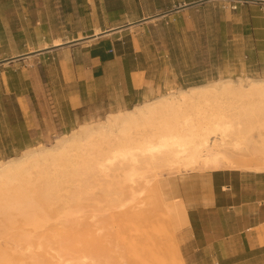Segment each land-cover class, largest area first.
Segmentation results:
<instances>
[{"label": "bare ground", "instance_id": "6f19581e", "mask_svg": "<svg viewBox=\"0 0 264 264\" xmlns=\"http://www.w3.org/2000/svg\"><path fill=\"white\" fill-rule=\"evenodd\" d=\"M101 33L96 27L93 36ZM220 168L264 174V77H223L177 88L108 113L101 122L79 124L50 147L39 144L0 161V264H107L109 248L91 235L94 228L79 222L85 207H127L136 211L130 218L146 225L145 190L159 197L148 174ZM156 201L163 220L169 214L176 224L185 217L183 203ZM153 227H137L152 244H136L133 258L140 248L149 264H173V253ZM177 262L183 264L181 257Z\"/></svg>", "mask_w": 264, "mask_h": 264}, {"label": "rangeland", "instance_id": "374dc122", "mask_svg": "<svg viewBox=\"0 0 264 264\" xmlns=\"http://www.w3.org/2000/svg\"><path fill=\"white\" fill-rule=\"evenodd\" d=\"M120 1L44 0L43 10L38 16L42 21H39L36 32L27 35L24 41L0 43V60L27 54L25 58L0 65V161L18 156L22 151L17 149L16 144L26 142L23 124L30 139L26 148L39 144L50 147L62 134L79 124L101 122L108 113L151 101L177 88L223 77H264V60L254 62L248 55L249 46L231 36L226 13L236 8L231 9L233 4L223 0L204 1L148 22L134 24L122 32L119 39L114 41L113 55L117 59L125 58L128 70L140 71L133 77L135 88L127 92L118 83L116 73L105 85L102 83L103 88L88 79L83 72L69 76L62 68L64 53L53 51L31 56L34 50L41 45L48 46L54 39H60L65 44L72 38L90 34L94 26L105 29L127 21L153 17L198 0H124L123 7ZM10 2L0 0V6H9ZM104 3L111 12L105 10ZM86 49L85 44L75 48L78 55L75 60L87 65L89 62L83 55ZM220 170L245 173L223 168ZM208 172L196 170L174 173L164 169L148 174L147 179L150 188L157 184L163 202L174 204L179 203V200H173L167 193L168 183H175L179 179L186 184L196 181L199 186L203 182L201 178ZM245 174L256 177L259 189L262 188L264 193V174ZM125 195L121 194L120 201L126 200ZM144 195L146 204L141 213L148 220L147 226L138 219L130 218L136 211L127 207L109 205L108 209L102 207L104 210L101 211L99 207L97 211L100 212L93 211L94 207H85L87 212L80 216L81 227L87 225L89 231L94 228L95 231H90L91 235L94 234L99 241L102 240L101 245L109 248L110 261L107 259V264H149V259L145 257L147 253L140 248L136 249L141 251L139 254L135 252L140 263L132 255L136 244H152L151 240L142 239L144 235L151 239L150 235L139 231L143 228L149 230L153 225V228H157L158 240L171 248L168 253H173V260H170L173 264L174 261L178 264L179 257L183 264H211L212 253L207 249H197L187 232L182 230L186 225V215L176 224L169 214L168 221L166 218L163 220L161 208L156 203L159 197L151 196L149 188ZM101 202L105 203L103 200ZM92 214L97 216L93 218ZM102 223L104 225L101 226ZM2 241L4 243L5 239L0 238L1 244ZM174 244L177 248H173Z\"/></svg>", "mask_w": 264, "mask_h": 264}, {"label": "crops", "instance_id": "0c3cea01", "mask_svg": "<svg viewBox=\"0 0 264 264\" xmlns=\"http://www.w3.org/2000/svg\"><path fill=\"white\" fill-rule=\"evenodd\" d=\"M110 1L106 0L107 3ZM123 1H120L122 7ZM224 1L236 6L235 10L226 13L231 36L249 46L248 55L254 62L264 60V0ZM43 7L44 0H11L9 6H0V43L24 41L27 35L36 32L39 21H42L38 16ZM103 7L108 13L112 11L110 8L106 9L105 3ZM148 18L151 17L105 29L98 27L102 31L98 36H93L94 26L90 34L72 38L78 40L66 42L56 48L52 44L44 50L39 51L37 48L31 56L53 51L64 53L62 68L69 76L75 72H83L88 79L103 88L102 83L105 85L116 73L118 83L127 92L135 88L133 77L140 71L128 70L126 59H117L113 55L114 41L119 39L122 32L134 26V23ZM84 44L87 46L83 54L89 62L87 65L75 60L78 57L75 48ZM26 56V53L13 55L0 60V65ZM23 131L26 142L16 144L20 151L30 144L24 124ZM245 173L210 171L201 178L200 181L203 182L199 186L196 181L188 182L187 185L179 179L175 183H168L167 193L173 200L182 202L185 208L186 225L182 230L187 232L197 249H207L212 253L211 264H264V193L262 188L259 189L258 179Z\"/></svg>", "mask_w": 264, "mask_h": 264}, {"label": "water", "instance_id": "95a60500", "mask_svg": "<svg viewBox=\"0 0 264 264\" xmlns=\"http://www.w3.org/2000/svg\"><path fill=\"white\" fill-rule=\"evenodd\" d=\"M204 1H208V0H198V1H195V2H192V3H189V4H184V5L178 6V7L175 8V9H172V10H169V11H167V12H164V13H161V14H158V15H155V16H153V17H151V18H157V17L163 16V15H166V14H169V13H172V12H175V11H177V10H181V9H183V8H187V7H190V6L196 5V4H200V3L204 2ZM148 19H150V18H148ZM143 21H146V19L141 20V21H138V22H136V23H134V24H137V23H140V22H143ZM17 58H20V56L17 57Z\"/></svg>", "mask_w": 264, "mask_h": 264}, {"label": "built area", "instance_id": "2783aa9c", "mask_svg": "<svg viewBox=\"0 0 264 264\" xmlns=\"http://www.w3.org/2000/svg\"><path fill=\"white\" fill-rule=\"evenodd\" d=\"M236 8V6L233 4L232 6H231V9H235Z\"/></svg>", "mask_w": 264, "mask_h": 264}]
</instances>
